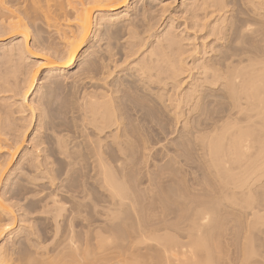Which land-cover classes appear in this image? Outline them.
Returning a JSON list of instances; mask_svg holds the SVG:
<instances>
[{
  "label": "bare ground",
  "instance_id": "6f19581e",
  "mask_svg": "<svg viewBox=\"0 0 264 264\" xmlns=\"http://www.w3.org/2000/svg\"><path fill=\"white\" fill-rule=\"evenodd\" d=\"M177 1L0 0V37L10 34L8 39L0 38V237L8 226L3 224L4 217L14 223L20 216L21 223H29L38 211L42 216H49L47 219L55 228V236L61 228L66 232L62 240H58L60 246L53 249L48 248L47 239L46 244L45 239L39 240L43 236L35 239L29 237L30 231L27 232L25 239L30 251L24 255L16 245L18 241L15 242L18 248L14 247V242L13 246L9 245V238L13 237L10 232L6 237L8 245L3 242L5 244L0 246V264L240 262H234L239 257L233 253L234 248L231 249L234 245L237 250L239 243L235 246L236 240L232 241L230 236L243 231L241 228L240 232L237 222L245 227L242 222L249 218L250 210L247 212V209L253 208V180L264 176V0H181L175 4ZM125 36L127 40L122 42ZM51 38L58 40L63 49L56 47ZM30 59L35 61L30 66L36 68L19 69ZM79 60V69H74ZM20 70H24V77H19ZM40 72L51 83L46 93L43 92L49 98L45 97L44 101L42 96L41 101L40 90L36 104L35 95L31 99L29 95L36 87ZM63 73L73 75L72 78L77 76V81L82 75L81 79L93 87L86 91L88 83L89 86L81 91L79 109L83 112V120H87L80 135L72 139L64 137L66 134L57 129V123H46L51 122L55 99L51 84L60 85L54 82ZM82 80L79 84L82 82L81 85L86 86ZM219 100H227L229 104L221 107L217 117L211 116L212 105ZM27 106L31 108L30 114L24 119L30 123L25 127L23 123V127L17 126L18 130L24 129L18 132L17 127H12V117L18 112L21 121ZM160 107L181 121L178 144L189 149L194 145V149L210 155L209 164L217 170L218 180L222 182L219 191L216 188V193L222 195L219 201L214 203L196 197L203 195H200L201 190L214 186L206 182L207 188L203 189L207 177L197 178L198 172L194 175V170L195 179L190 185L191 193L195 190L192 195L184 193L180 200L178 196V200L171 198L173 203L170 200L167 203L172 192L159 187L161 175H154V185L162 189L151 188L153 178L149 177L148 191L153 193L148 196V202L141 201V194L136 193L138 188L134 185L137 177L132 179L133 165L130 170L127 160L141 154L142 149L138 147L142 136L149 141L148 145L151 144L149 152L155 149L153 155H157L155 151H162L160 144L164 134L155 121ZM180 117H184L183 120H179ZM227 119L234 122L221 124ZM32 122V136L28 141L32 144L25 148L26 132ZM79 137L85 138L91 147L87 149L86 142L82 139L85 143H81ZM52 138L56 144L53 147L49 146ZM85 148L93 157L90 166L94 175L90 176L104 195L97 215L95 210V215L94 211H86V207H96L89 181L71 182V175L67 176L73 169V172L80 170L75 165H80L77 161ZM253 148H257L254 154ZM53 151L70 157L64 177L58 175L57 153ZM19 155L17 166L7 176L5 165H10ZM175 156H171L172 161ZM17 171L21 173L20 179L12 176ZM214 177L217 180L216 175L213 180ZM47 183L50 185L46 186ZM50 186L53 189L49 191ZM209 188L205 192L211 194ZM37 190L41 194L38 198L32 196L36 197L33 201L29 194ZM84 210L88 213L84 214ZM82 218L89 222V237L79 244L75 229ZM97 218L99 221L95 225ZM228 223L235 228L231 229L234 233L229 232ZM237 229L239 231H235ZM250 232L244 234L250 235ZM217 243H221L217 247L223 249L219 253L224 251L218 263L215 262V258L219 260L217 253L215 257V253L210 252L212 260L208 252L212 248L218 251ZM252 243L248 249L253 247ZM211 244L214 247L209 246ZM230 256L232 258H228ZM251 256L245 259L253 262ZM248 260L246 264L250 263Z\"/></svg>",
  "mask_w": 264,
  "mask_h": 264
},
{
  "label": "rangeland",
  "instance_id": "374dc122",
  "mask_svg": "<svg viewBox=\"0 0 264 264\" xmlns=\"http://www.w3.org/2000/svg\"><path fill=\"white\" fill-rule=\"evenodd\" d=\"M179 1L181 2V0H178L175 4H177V3H179ZM96 13H95V15H94V18H93V24L96 22ZM3 37H0V38H10V34L9 33H4L3 35H2ZM127 37L128 36H125V37H123V39H121V41L122 42H124L125 40H127ZM20 37H17V39H19ZM51 41L53 42L54 41V43L56 42V47H59L60 49L62 48L63 49V46H61L62 44L61 43H58V40H56V39H54L53 40V38H51ZM60 51V50H59ZM82 53V52H81ZM80 53V54H81ZM34 60L32 59H30L29 61H27V63L26 62H24V64H22V65H20L21 66V68L19 67V69H25V71H27V69L29 70H31V68H36L35 66H30L32 63H34L33 62ZM25 63L27 64V65H25ZM31 63V64H30ZM29 64V65H28ZM34 65V64H33ZM123 65H125V64H123ZM30 66V67H29ZM79 67H80V60L79 61H77L76 62V64L74 65V69H79ZM27 68V69H26ZM120 68V67H119ZM74 69H72L73 71H75ZM77 69V70H78ZM121 69V68H120ZM19 71V72H22L21 73V75L19 74V77L21 76V77H24V70L23 71ZM76 70V71H77ZM117 70V69H116ZM119 70V69H118ZM117 70V71H118ZM23 75V76H22ZM43 72H40L39 74H38V76H37V79L36 80H38V81H35V84H36V87H35V89H34V91L32 92V93H30V95H29V99H31L32 98V96H34L35 95V99L37 100H39V98H38V96L41 98L42 96V98H43V100H44V98L45 97H47L45 94H43V92L44 93H46V91H47V87L50 85V83H51V81H50V79H48L47 78V80H45V78H43ZM62 75V76H61ZM71 74H69V73H63V74H60V76H58L56 79H55V81L56 82H54V83H57V84H60V85H55V84H51V87L52 86H56V88H54V87H52L54 90V92H52V94H53V99H54V97H55V99H54V104H53V106H52V113H51V115H52V117L50 118L51 119V122L50 121H46V123H48V125L50 124V123H52L53 125L55 124V123H57V124H55V126L57 127V126H59V127H57V129H59V131L61 130L62 131V133H63V135L64 134H66L64 137H66V138H70V139H72L73 137H75V136H79L80 135V130L82 129V127L83 126H85V124H84V122L87 120V119H84L83 120V112L80 110L81 108H80V106H79V104H80V96L82 95V93H81V91L83 92L84 90V88L85 87H87V86H89V84L88 83H90V82H85V81H83L81 78H82V75H81V78H79L80 77V75H79V77H78V79H80V80H82L83 81V84H85L86 83V86L85 85H81V83L79 84V82H80V80H78L77 81V76L75 77L74 76V78L76 79H74V78H72L73 77V75H72V77L70 76ZM71 77V78H70ZM59 78V79H58ZM187 79V78H186ZM75 80V81H74ZM41 81V82H40ZM75 82V84L76 85H74V82ZM77 82V83H76ZM43 83V84H42ZM73 83V84H72ZM71 85H72V87H71ZM74 85V86H73ZM81 85V86H80ZM184 86H185V84H184ZM84 87V88H83ZM90 87V88H89ZM88 88L90 89V90H88V88H85V90L86 91H91L92 90V84L90 83V86H89ZM42 88V89H41ZM38 89V90H37ZM46 89V90H45ZM187 88H185V90H186ZM41 90V93H39L38 91H40ZM40 95H39V94ZM173 93V92H172ZM37 94H38V96H37ZM52 94H51V98H52ZM81 94V95H80ZM37 97V98H36ZM42 98H41V101H42ZM47 98H49V97H47ZM38 100H37V102H35L36 104L38 103ZM45 100H46V98H45ZM44 100V101H45ZM228 101L227 100H219L218 102H216L215 104H213L212 105V109H211V116H214V117H217L218 116V113H219V110H221L222 108H224L225 106H228ZM35 105V104H34ZM29 106H27L26 107V112L25 111H23V113H22V117H23V119L21 120V121H19V117H20V115L18 114V112L17 113H14V115L15 116H13L12 117V127L13 126H15V127H17V126H22V123H23V125H24V127H25V125L28 123H30V122H26L25 121V119H24V117L25 116H27L28 114H30V109L31 108H28ZM222 107V108H221ZM29 109V111H28V109ZM80 108V109H79ZM19 117H18V116ZM83 115V116H82ZM29 116V115H28ZM207 115H205V118L206 119H208V116L206 117ZM14 117H16V118H14ZM21 117V118H22ZM52 118H54V119H52ZM183 118L184 117H180V119L179 120H183ZM18 120V121H17ZM25 121V123L24 122H22V121ZM47 120H49V119H47ZM52 120H55V121H52ZM30 121V120H29ZM155 121H156V125L158 126V127H160L159 128V130L160 131H162L163 132V134L165 135V137H167V138H165L164 137V135H163V142L160 144V148H162V151L160 150L159 152H157V151H155V154H157V155H153L154 154V150L155 149H152L153 151L151 152V149H150V152H151V154H150V152H149V145H151V144H149L148 145V142L146 141V140H144L143 138H145L144 136H142L143 138H142V140L140 139V142L142 143H140V146H139V141H138V145H137V142L134 144L136 147L137 146H139L138 148L139 149H142L141 150V154L139 153V154H136V155H134V156H132V158L130 159L129 158V160H127V162L128 163H130V165H129V169L130 170H132V167H131V165H133V168H134V173L132 174V173H130V174H132L133 176H132V179H135L136 177H137V179H136V183H134V185H137V186H135L136 187V193L139 191V193H137L138 195H140L141 194V201L143 202V200L145 201V202H148L147 200H148V196L149 195H151L153 192L152 191H148V189H150V179H152L153 178V176L155 175V177L156 176H160V178H159V182L158 183H160V186L159 187H162V188H164V187H166V189H170V192H172V193H170V195L168 196V198L169 199H165L166 201H167V203H168V201L171 199V198H174L175 200L178 198V196H179V200L181 199V197L184 195V193L185 194H189V193H191V189L192 188H190V185H191V183L193 182V180L195 179V178H193V176L195 175V173H197L198 172V175L196 176L197 178H201V179H205L206 177H207V180H204V184L202 185V188L204 187V188H207L206 186L207 185H209V186H214V187H212V188H209L210 190L212 189V191H210V192H212L211 194L210 193H206L205 191H207V189H204L203 191L201 190V194L200 195H202V196H198V195H196V197H199L200 199L202 198H204L205 200H208V201H212V202H217V201H219V198H221V194H219L220 192H217L216 193V188H217V191H219V186H221V184H222V182H221V180H218L219 179V177H218V175H217V170L211 165V163L209 164V162H211V160H210V155H205L204 154V152H202L201 150H196V149H194L195 147H193L194 145H192L191 147V149H189L188 147H184V146H182L180 143L178 144V136H179V132H177V131H179L180 129H181V121H177V119H175L172 115H170V113L166 110V109H164L163 107H160V110H158V112H156V118H155ZM15 122H17V123H15ZM55 122V123H54ZM83 122V123H82ZM232 122H234L233 120H231V119H227V120H225L224 122H221V124H228V123H232ZM13 123H14V125H13ZM19 123H21V125L19 124ZM87 123V122H86ZM17 124H19V125H17ZM32 125L31 126H29L30 128H28V130H27V132H26V136H25V141L26 142H24V146H25V148H29L30 146H31V142H28V141H30V137L32 136V128H33V125H34V123L32 122L31 123ZM47 125V124H46ZM88 125H90V124H88ZM14 127V128H15ZM23 127V126H22ZM89 127V126H88ZM92 127V125L90 126V128ZM14 128H13V130H14ZM20 128V127H19ZM18 127H17V129L16 130H18L19 129ZM157 128V127H156ZM22 130H24L23 128H21ZM20 129V130H21ZM15 130V131H16ZM20 130H18V132L20 131ZM157 131H158V128H157ZM219 133H221V130H219L218 131ZM62 133H60V134H62ZM178 135V136H177ZM28 137H29V140H28ZM65 138V139H66ZM27 139V140H26ZM82 139L84 140L85 138H82V137H79L78 138V140L81 142V143H85L86 142V144L88 143L87 142V140L85 141V142H82ZM86 139H88V138H86ZM90 139V138H89ZM88 139V140H89ZM92 139V138H91ZM90 139V140H91ZM95 139V138H94ZM52 140H54L53 138L51 139V143H52V145H49V146H54V145H56V144H54L55 143V140H54V142L52 141ZM137 141V140H136ZM30 143V144H29ZM50 143V144H51ZM134 143V142H133ZM29 144V145H28ZM86 144H85V146H86ZM163 145H165V147H162ZM84 146V145H83ZM87 146H88V144H87ZM89 146H90V144H89ZM89 146L88 147H86L87 149H89ZM56 147V146H55ZM91 147V146H90ZM141 147V148H140ZM146 147V148H145ZM157 147H159V145L157 146ZM85 148V149H86ZM148 148V149H147ZM166 148H167V150H166ZM54 148H52V150H53ZM83 149H84V147H83ZM81 150V153H82V155H81V157L82 158H78V160L80 159V161H77V162H79V164L80 165H78V167H76V165H75V168L77 169V168H80V170H77V171H75V172H73V170L72 171H69V175H67V173H66V175L69 177L70 175V178H72L73 180H70L71 182L73 181V182H76V181H78V182H80V181H84V182H87L88 183V181H89V183H88V187H90V191L92 192L91 194V197L93 196V198H95L94 200L96 201L95 203H96V209L94 208L93 209V207L91 208V207H86L87 208V210L86 211H88V212H90L91 213V211L93 212L94 210L96 211V215H97V213L101 210V206H100V204H101V202H102V198H104V195H103V192H100V190H97L98 189V187H96V185H94V178L93 177H91L90 175H94L93 173H91L92 172V166H90V165H92V163H93V157H91L90 156V154L89 153H91V152H88L89 150ZM145 149V150H144ZM163 149H165V151L163 150ZM179 149V150H178ZM10 150V149H9ZM25 150V149H24ZM56 151H57V149H55ZM146 150H148L146 153H144V151H146ZM170 152H169V151ZM173 150H174V152H173ZM190 150V151H189ZM257 151V148H253V154L254 153H256V151ZM11 152H12V150H10ZM90 151H91V149H90ZM169 152V155H171V156H174V155H177V156H175V157H177V158H173V161L171 160L172 159V157L171 156H169V155H167V153L166 152ZM172 151V152H171ZM179 153H178V152ZM22 152H24L23 150H22ZM53 152H55V151H53ZM87 152H88V154H87ZM162 152V153H161ZM165 152V153H164ZM55 153H57V152H55ZM54 153V154H55ZM144 153V154H143ZM149 153V154H148ZM177 153V154H176ZM20 154H22V153H20ZM58 154V153H57ZM55 154V159L57 160V162H56V167H58V169L57 170H59L58 171V175H59V177L60 176H62V177H64L65 176V172H67L66 171V169L68 168V161H69V158L68 157H66L65 155H60V154ZM173 154V155H172ZM204 154V155H203ZM20 156L21 155H19L18 157H17V159L15 160V161H13L10 165H7V167H6V165H5V168H7V173H6V175L8 176L9 175V173H11L12 172V168H15L16 166H17V163L19 162V160H20ZM80 156V155H79ZM153 156H155V157H153ZM164 157V158H163ZM171 157V158H170ZM156 158V159H155ZM72 159V158H71ZM70 159V161H72ZM74 159V158H73ZM68 160V161H67ZM155 160V161H154ZM16 163V164H15ZM151 163V164H150ZM156 163V164H155ZM159 163V164H158ZM189 164V165H188ZM157 165H158V167L160 168V170H159V168L157 167ZM209 165H210V167H209ZM193 168H192V167ZM201 166V167H200ZM163 167H164V169H163ZM191 167V168H190ZM135 168L137 169V170H135ZM156 168V169H155ZM200 168V169H199ZM209 168H211V169H209ZM148 169V170H147ZM161 169H163V170H161ZM188 169V170H187ZM191 169H192V171H191ZM11 170V171H10ZM129 170V171H130ZM193 170H194V172H193ZM198 170V171H197ZM163 172V173H161V174H159L160 172ZM190 171V172H189ZM196 171V172H195ZM212 171V172H211ZM216 171V172H215ZM94 172V171H93ZM150 172V173H149ZM158 172V173H157ZM188 172V173H187ZM192 172H193V176H192ZM17 173V174H16ZM15 174H13L12 176L14 177V176H16V178L18 179H20V174L18 173V171L16 172ZM63 173V174H62ZM74 173V174H73ZM152 173V174H151ZM154 173V174H153ZM201 173V174H200ZM216 173V174H215ZM19 174V175H18ZM62 174V175H61ZM159 174V175H158ZM163 174V175H162ZM64 175V176H63ZM214 175H216V178H217V180L215 179V177H214V180H213V176ZM7 176H5V178H7ZM131 176V175H130ZM134 176H135V178H134ZM163 176V177H162ZM204 176H205V178H204ZM149 177H151L150 179H149ZM154 177V178H155ZM191 177V178H190ZM195 177V176H194ZM203 177V178H202ZM3 179L4 180V182H5V180L6 179ZM93 180H92V179ZM131 178V177H130ZM153 178V180H152V182H153V185H154V183L156 182L155 181V179ZM83 179V180H82ZM141 179V180H140ZM149 181H148V180ZM165 180V182L164 181H161V180ZM210 179V180H209ZM58 180V179H57ZM86 180V181H85ZM139 182H138V181ZM188 180V181H187ZM191 180H192V182H191ZM213 180V181H212ZM214 181H217V182H214ZM220 181V182H219ZM4 182H2V183H4ZM57 182H59V180L57 181ZM133 182H135L134 180H133ZM145 182V183H144ZM148 182V183H147ZM189 182V183H188ZM206 182L208 183L209 182V184H207V185H205L206 184ZM213 182V183H212ZM137 183H140V184H137ZM161 183H164V184H161ZM93 184V185H92ZM147 184H149L148 186H147ZM219 184V185H218ZM48 185H50V184H46V186H48ZM151 186V188H156L155 189V191H161V189L162 188H159L158 186H156V185H154V186ZM165 185V186H164ZM218 185V186H217ZM148 188H147V187ZM171 186V187H170ZM216 186V187H215ZM134 187V188H135ZM140 187V188H139ZM143 187H145V188H143ZM158 188V189H157ZM171 188H173L172 190H174V191H172L171 190ZM198 188H201V187H198ZM213 188H215V192L213 191L214 189ZM51 189H53V187H49V191L51 190ZM144 189V190H143ZM179 191V192H177V191ZM190 190V191H189ZM48 191V190H47ZM102 191V190H101ZM180 191H182V192H180ZM195 190L193 189L192 190V193H191V195L193 194V192H194ZM144 192H145V194H144ZM149 192H150V194H149ZM176 192H177V194H176ZM202 192H204V193H202ZM38 190L36 191V192H31L30 194H29V196H30V198L32 197V196H36L37 198H38V196H40V194L41 193H38ZM148 195H147V194ZM174 193V194H173ZM206 193V194H205ZM215 193V194H214ZM144 194V195H143ZM176 194V195H175ZM208 194H209V196H208ZM181 195V196H180ZM204 195H206V196H204ZM147 197V198H143V197ZM176 196V197H175ZM208 196V197H207ZM215 196V197H214ZM36 197H32V200H33V198H34V200L36 199ZM210 197V198H209ZM214 197V198H213ZM209 198V199H208ZM216 199V200H215ZM33 200V201H34ZM172 200V199H171ZM170 200V201H171ZM178 200V199H177ZM215 200V201H214ZM169 201V202H170ZM98 202V203H97ZM172 202V201H171ZM70 203L71 202H69L68 203V206H72V204L70 205ZM173 203V202H172ZM171 204V203H170ZM169 204V205H170ZM85 208V207H84ZM82 209H83V207H82ZM93 209V210H92ZM100 209V210H99ZM84 210V214H86V213H88V212H86ZM99 210V211H98ZM248 210H250V212H253V216H250V212H248ZM95 211L93 212V214L95 215ZM40 211H38L36 214H37V216L35 215L34 216V218H33V221L30 219V221H29V223H26V222H28V221H26L25 223L24 222H20V216H18L13 222L14 223H12V220L11 219H9L8 217H4L3 218V220H4V223L3 224H8V226H7V228L5 229L6 231L3 233V235L0 237V246L1 245H4L5 243H6V237L9 235V233L10 232H12V235H13V237H11V238H9V245H11V246H13L12 244H13V242H14V247H17L18 249H21L22 250V254L24 255V254H27L29 251H30V248L28 249V245H29V242L28 241H26V239H25V235H26V233L27 232H31V234H29L30 236L29 237H31V238H37V239H39L40 238V236H43V237H41L39 240H43V239H45V240H43V242H45L46 241V239H47V245L49 244V246H48V248H51V249H53L54 247H57V245L59 244V246H60V239L62 240V234L64 235L66 232H65V229L63 230L62 228H61V230H60V232H59V235L58 236H55L54 234H55V228H54V226H53V224L51 225L50 224V222H49V218L47 219V217H49L48 215H47V217H45V215H43L42 216V214L43 213H39ZM247 212L249 213H247L248 214V216H249V218H247L246 220L247 221H250V223L252 224H249L248 225V222L244 219V221L242 222L243 223V226L245 225V227H241L242 225L240 224V222H237L238 224L237 225H240V227L238 228V226L236 225V228H238V229H240V232H241V228H242V234L241 233H238L237 232V234L235 235L234 234V236H230V237H232V241H233V239L234 240H236V241H234V242H236V243H234L233 242V244H235V246H237L236 244H242L241 246L242 247H240L241 249L243 248V246H244V250L247 252V253H249L250 255H253V256H251V257H253V258H251L252 260H253V262L249 259L250 258V255H248L243 249L241 250L238 246H239V244H238V246H237V250L240 252V253H238V251L236 250V248L234 247V245L232 244V241H230V237H229V234H228V238H230V239H228L229 240V242H231V244L233 245H230V244H227L226 246H232L231 247V249L232 248H234V254H235V256H237V257H239L238 259H234L235 261L234 262H236V260L237 261H240V262H238L239 264H246L245 263V260H248L247 261V263L248 262H252L253 264H264V176H260V177H258V178H256V179H254L253 180V208L252 209H247ZM16 213H19L18 211L16 212ZM89 213V214H90ZM41 215V216H40ZM247 216V217H248ZM253 217V218H252ZM19 218V219H18ZM45 218V219H44ZM250 219V220H249ZM95 221H97V223L95 224ZM95 221H93V223L95 224V225H97L98 224V221H99V219L97 218V220H95ZM252 221V222H251ZM234 221L233 220H231V224L233 223ZM263 222V223H262ZM24 223V224H23ZM50 225H49V224ZM77 226H76V232L78 233H75V236L77 235V237H78V241H79V244L81 243L82 244V242H85V241H87L88 240V238L87 237H89V229H88V220H85L84 218H82V219H79L78 221H77ZM100 223V222H99ZM230 223H228V225L230 226ZM235 223H236V220H235ZM246 223V224H245ZM62 224H64V222L62 223ZM20 227H19V226ZM26 225V226H25ZM65 225V224H64ZM232 225H234V223L232 224ZM250 225H251V227H250ZM53 226V227H52ZM247 226L249 227V228H252L253 229V231L251 230V229H249V228H247ZM19 227V228H18ZM30 227H32V228H30ZM42 227V228H41ZM62 227H64L63 225H62ZM234 227H235V225H234ZM234 227H232V226H230L229 228H230V230L232 229H235ZM18 228V229H17ZM23 229V230H22ZM41 230V232H40V230ZM235 230V231H239V230ZM245 229H246V231H245ZM22 230V231H21ZM34 230V231H33ZM63 230V231H62ZM78 230V231H77ZM229 231V232H233L234 233V231ZM249 230V231H248ZM15 231V232H14ZM37 231V232H36ZM228 231V230H227ZM246 233H248V232H250V231H252V232H250V235H248V234H244L245 232ZM32 232H34V233H32ZM25 233V234H24ZM233 233H231V234H233ZM252 233V234H251ZM88 234V235H87ZM239 234H241V235H243V237H244V235H246L244 238L243 237H240V235ZM61 235V236H60ZM39 236V237H38ZM250 236H252L253 238V240L251 239V237ZM53 237H54V240H53ZM60 237V238H59ZM57 238V239H56ZM59 238V239H58ZM242 238V239H241ZM77 239V238H76ZM80 239V240H79ZM26 241V242H28V244L26 243V242H24V241ZM52 240H53V242H52ZM59 240V241H58ZM228 240H226L227 242H228ZM20 243V245H19V243ZM56 241V242H55ZM241 241L243 242V243H241ZM252 241H253V243H252ZM3 242H5L4 244H3ZM8 242L6 243L7 245H8ZM15 242H17L16 243V245L17 246H15ZM46 242H45V244H46ZM59 242V243H58ZM226 242V243H227ZM228 242V243H229ZM213 243H215V242H213ZM225 243V244H226ZM251 243H252V248L250 247V249L252 250H250V249H248V247H249V245L251 246ZM218 244H221V243H217V245H215L216 246V248L218 249V251H216V249L214 250L213 248V250H214V252H213V250L211 249V250H209L208 252L210 253H215V254H213L215 257L217 256L218 257V259H219V256L221 257L223 254H221V252H224V251H221L220 253H219V251L220 250H223L221 247H217L218 246ZM246 244V245H245ZM209 246H213L214 247V244L212 245H209ZM219 246H222V245H219ZM225 246V245H224ZM224 246H223V248H224ZM225 246V247H226ZM229 246V247H230ZM7 247H9V246H7ZM27 247V248H26ZM53 247V248H52ZM10 248V247H9ZM12 248V247H11ZM23 248V249H22ZM207 248H210V247H207ZM220 248V249H219ZM226 248H228V247H226ZM239 248V249H238ZM203 249V248H202ZM202 249H201V251H202ZM231 249H229V250H231ZM24 250V251H23ZM208 250V249H207ZM207 250H205V252L207 251ZM225 250V249H224ZM228 250V249H227ZM226 250V251H227ZM233 250V249H232ZM235 250H236V252L237 253H235ZM252 252V254L250 253V251ZM27 251V252H26ZM204 251V250H203ZM216 251V252H215ZM242 252V253H241ZM243 252H245L244 254H243ZM210 253V257L212 258L213 256H211L212 254ZM216 253H217V255H216ZM230 253H231V251H230ZM230 253H229V255H230ZM226 254V253H225ZM227 254H228V251H227ZM234 254L232 255V253H231V256H234ZM237 254V255H236ZM240 254H241V256H240ZM22 255V256H23ZM228 255V256H229ZM243 255V256H242ZM245 255V256H244ZM18 256V255H17ZM228 257V258H232V257ZM234 256V257H235ZM249 257V258H247V259H245V257ZM208 257H209V254H208ZM224 257V256H223ZM225 257H227V255L225 256ZM236 257V258H237ZM206 259H207V256L205 257ZM214 259V257L212 258V260ZM224 259H226V258H224ZM223 259V260H224ZM242 259H243V262H242ZM245 259V260H244ZM208 260H211V259H208ZM211 260V261H212ZM221 260H222V258H221ZM220 259L219 260H216V258H215V262L216 263H218L219 261H221ZM229 260V259H228ZM227 260V261H228ZM214 262V263H215ZM224 262H225V260L223 261V262H221V264H224ZM209 263H211L210 261H209ZM237 263V262H236ZM235 263V264H236ZM237 263V264H238ZM249 263V264H250ZM251 263V264H252ZM212 264V263H211ZM226 264V263H225ZM232 264H234V263H232Z\"/></svg>",
  "mask_w": 264,
  "mask_h": 264
}]
</instances>
